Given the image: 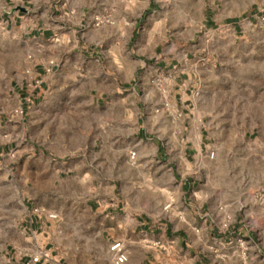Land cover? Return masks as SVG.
I'll return each mask as SVG.
<instances>
[{"label":"rangeland","instance_id":"1","mask_svg":"<svg viewBox=\"0 0 264 264\" xmlns=\"http://www.w3.org/2000/svg\"><path fill=\"white\" fill-rule=\"evenodd\" d=\"M137 1L135 6L134 0L117 1V5L109 0L106 11L98 15L114 24L110 8L121 10L120 33L87 50L95 57L105 54L108 61L117 53L137 60L138 71L128 64L126 76L113 77L127 82V91L136 89L138 125L125 122L135 119V108L130 107V99L126 107L119 102L114 92L116 80L92 69L90 76L74 77L72 89L52 94L47 103L53 107L46 119L41 111L24 112L22 118L18 90L10 85V79L16 77L6 75V42L0 35V264H28L41 250L50 253L55 248L62 264H109L111 255L99 252L95 244H74L72 227L64 230L71 221L69 192L79 179L88 177L86 196L105 198L113 183L116 196H129L152 214L165 217L175 205L164 201L154 183L158 179H153V171L160 173L161 165L152 163L151 155L138 160L139 151L155 150L158 143L170 152L171 171L177 179L196 180L203 191L204 205L193 200L197 211L202 206L203 222L208 218L225 244L233 238L239 248L244 243L241 248L247 253V264H264V70L248 68L244 53L249 48L264 50V40L255 43L249 39L264 37V12L252 17L259 1L264 9V0ZM87 40L88 33L83 32L82 44ZM255 53V62H261L264 53ZM200 76L203 91L228 101L234 119H215L212 102L208 109L200 104L197 110L192 107V119L182 118L176 107L169 114L158 103L168 97L166 80L175 77L191 84L189 98L197 103L202 95ZM242 111L251 118L243 119ZM127 126L132 134L140 129L139 135L128 137L126 129L120 134ZM111 146L120 149L115 167L107 162L113 158L107 154ZM84 155L90 163H78V169H71L69 161ZM42 162L48 164L46 172L35 170ZM217 166L221 173L216 172ZM221 177L228 180L224 183L228 186L217 201L211 185ZM118 178L124 182L121 186ZM52 211L64 216V228L48 229L43 235L31 233L30 216ZM41 219L46 221L44 216ZM56 222L48 221V225ZM187 223L190 229L195 221L188 219ZM205 239L202 251L216 255L215 244L207 236ZM77 247L81 250L76 251Z\"/></svg>","mask_w":264,"mask_h":264},{"label":"crops","instance_id":"2","mask_svg":"<svg viewBox=\"0 0 264 264\" xmlns=\"http://www.w3.org/2000/svg\"><path fill=\"white\" fill-rule=\"evenodd\" d=\"M117 1L121 0H114L116 5ZM108 2L109 0H0V35L4 43L6 42V75L16 77L10 79V85H15L18 90V108L21 110L22 118L29 113L41 111L40 116L46 119L48 109L53 107L52 105L48 107L47 103L52 94L58 89L62 91L72 89L76 85L73 78L82 74L90 76L91 69L105 76H117L118 79H122L123 74L126 76L128 64L130 68L139 66L137 60L129 57L127 53H117L112 61H108L105 54L102 57H95L87 50L98 47L107 38H116L120 33L119 22L122 11L118 12L117 7L110 8L114 14V24L101 27H94L92 24L94 16L106 11ZM137 2L134 0L133 4L137 6ZM261 7V1L255 4L252 17L256 18L261 13ZM137 22L136 19L135 29ZM250 22L252 23V20ZM83 32H87L89 37L86 45L82 44ZM249 39L255 43L258 41L261 43L264 37H249ZM70 44L74 51L70 50ZM256 51L259 52L258 54L264 53L262 48L244 50L247 58L246 66L253 70H264L262 62L264 58H260L261 62H255ZM199 79L202 95L197 103L194 104L189 98L192 95L191 84L185 81L180 83L176 77L166 80L170 84L168 97L166 96L163 101L159 100L158 103L164 105L169 114L171 109L176 107L182 111V118L192 119V107L197 110L200 104L203 109H208L212 102L211 105L216 109L214 110L215 119H234L235 113L230 109L228 101L223 102L219 95L209 97L203 91L202 76ZM126 84L127 82L116 80L114 92L117 93L119 102H123V107H126L130 99V107L135 108V119L130 117L125 122L138 125L139 102L136 89L127 91ZM204 118L203 113L202 119ZM242 118L250 119L251 117L249 113L242 111ZM221 128L224 129L225 125ZM124 129L127 130L128 137L138 136L140 133V129L136 127L137 132L132 134L127 126L120 129V134H123ZM86 131L89 129L86 128ZM117 151L120 152V149L113 146L107 151V154L113 155V158L106 161L114 167L117 163L115 157ZM147 155H151L152 163L161 165L162 171L160 173L158 169L156 172L153 171L152 177L154 180L158 179L154 183L158 184L159 190L162 191L164 201L173 203L175 207L170 209L165 217L156 216L139 206V202L135 199L123 196L121 193L116 196V186L113 183L107 188L109 194L107 197H89L84 190L88 188L85 183L90 179L88 177L83 181L79 179V183L72 186L69 192L72 193V197L68 198L71 221L70 225L67 224L64 229L68 231L72 227L75 237L73 243L95 244L99 252L105 251L108 256H112L111 245L120 241L125 245L128 254V261L125 264H247V253L244 248H241L242 246L239 248L236 238L225 244L220 238L218 229L212 226V222H209L207 217V220L203 222L202 206L198 211L193 206V200L196 204L204 205L201 199L203 191L196 180L184 177L177 179L171 171L173 168L170 152L164 145L158 143L157 148L151 149L150 152L147 149L139 151L138 160ZM166 156L168 158H165ZM69 162L73 170L78 169V163L82 166L90 163L85 155L81 160ZM47 169L48 164L45 162H42L41 167L35 168L42 172H46ZM59 172L56 168L55 173L59 175ZM171 172H173V179ZM216 172H222L219 166L216 167ZM227 181L221 177L220 181L212 183L211 191L217 201L218 198L223 197V188L228 186L224 183ZM118 182L120 186L124 183L119 178ZM98 191L99 187H96L94 192L98 193ZM136 193L137 191L135 195ZM52 212L32 214L30 216L31 233L43 235L48 229L53 231V229L64 228V216L55 211ZM48 214H55L57 217L50 219ZM42 216L46 221H42ZM188 219L195 221L190 229L187 227ZM48 221L57 222L49 226ZM205 236L217 247L216 255H207L202 251V246L206 245ZM238 236L243 235L237 234L236 237ZM233 243L236 244L233 245ZM54 250L57 248L52 249L50 253L48 250H41L39 254H45L47 257L42 258L38 264H62V256ZM80 250V247L76 248V251ZM218 253L223 254L221 257L227 258L228 263L225 261L223 263ZM98 258L95 259L100 261ZM108 258L109 264H112L110 256Z\"/></svg>","mask_w":264,"mask_h":264},{"label":"built area","instance_id":"3","mask_svg":"<svg viewBox=\"0 0 264 264\" xmlns=\"http://www.w3.org/2000/svg\"><path fill=\"white\" fill-rule=\"evenodd\" d=\"M262 12H264V9L262 10ZM262 22H264V16L262 18ZM111 23L112 21L108 17L102 15H96L93 17L92 20V24L94 27H101L103 25L111 24ZM134 156L135 154L133 153L132 158ZM48 217L50 219H56L57 216L55 214H48ZM241 246L243 247L244 243H241ZM110 251L112 253V264H125L128 261L127 250L122 242L120 241L114 242L110 247ZM46 257L47 256L45 254H38L32 257L28 264H38L42 258H46Z\"/></svg>","mask_w":264,"mask_h":264}]
</instances>
